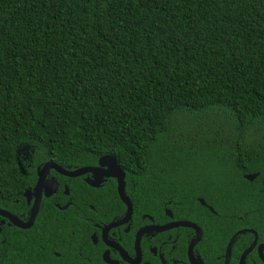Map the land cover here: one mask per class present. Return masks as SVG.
<instances>
[{"label": "trees", "instance_id": "obj_1", "mask_svg": "<svg viewBox=\"0 0 264 264\" xmlns=\"http://www.w3.org/2000/svg\"><path fill=\"white\" fill-rule=\"evenodd\" d=\"M237 132H264V0H0L4 195L28 146L155 201L238 162Z\"/></svg>", "mask_w": 264, "mask_h": 264}, {"label": "flooded vegetation", "instance_id": "obj_2", "mask_svg": "<svg viewBox=\"0 0 264 264\" xmlns=\"http://www.w3.org/2000/svg\"><path fill=\"white\" fill-rule=\"evenodd\" d=\"M237 133L224 139L235 142L232 167L186 179L187 191L164 190L155 201L117 162L125 200L110 162L69 177L56 167L80 168L37 163L21 146V185L0 192V264H264V132Z\"/></svg>", "mask_w": 264, "mask_h": 264}, {"label": "water", "instance_id": "obj_3", "mask_svg": "<svg viewBox=\"0 0 264 264\" xmlns=\"http://www.w3.org/2000/svg\"><path fill=\"white\" fill-rule=\"evenodd\" d=\"M104 162H110L112 164V167L116 170H118L120 172V177H118V193L119 195L124 199V182H123V177H124V174L122 171H120V169L117 167L116 165V161L114 158L112 157H109V156H103L99 159V165L100 166H103V163ZM110 167V166H109ZM49 168V165L46 164L42 170V173L39 174L40 176V180L39 182L41 183L42 180L44 179V176H45V170ZM61 173L65 174L66 176H69V177H78V176H81L83 174H85L86 172H88L89 170H92L91 168H80L79 170L77 171H74V172H66V171H62L60 170L58 167H56ZM116 177V176H115ZM40 183H39V186H40ZM125 200V199H124Z\"/></svg>", "mask_w": 264, "mask_h": 264}]
</instances>
